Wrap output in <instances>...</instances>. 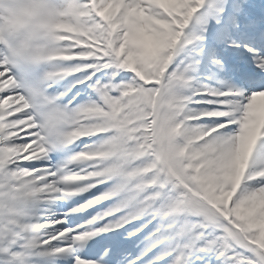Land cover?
Here are the masks:
<instances>
[{"label":"snow or ice","instance_id":"6c2138e0","mask_svg":"<svg viewBox=\"0 0 264 264\" xmlns=\"http://www.w3.org/2000/svg\"><path fill=\"white\" fill-rule=\"evenodd\" d=\"M0 264H264V0H0Z\"/></svg>","mask_w":264,"mask_h":264}]
</instances>
